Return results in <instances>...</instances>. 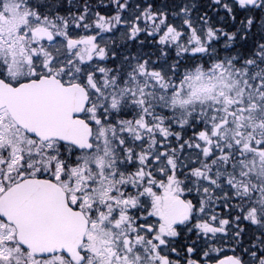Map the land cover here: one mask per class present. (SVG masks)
I'll use <instances>...</instances> for the list:
<instances>
[{
    "label": "snow or ice",
    "instance_id": "1",
    "mask_svg": "<svg viewBox=\"0 0 264 264\" xmlns=\"http://www.w3.org/2000/svg\"><path fill=\"white\" fill-rule=\"evenodd\" d=\"M0 264H264V0H0Z\"/></svg>",
    "mask_w": 264,
    "mask_h": 264
},
{
    "label": "rangeland",
    "instance_id": "2",
    "mask_svg": "<svg viewBox=\"0 0 264 264\" xmlns=\"http://www.w3.org/2000/svg\"><path fill=\"white\" fill-rule=\"evenodd\" d=\"M74 2H75V0H74ZM107 2H108V0H103V3L104 4H107ZM169 2H172V0H169ZM175 2H180V0H175ZM196 2L198 4L204 5V4L210 3L211 0H196ZM91 3L96 4V5H99L101 3V0H92ZM65 6H67V0H65Z\"/></svg>",
    "mask_w": 264,
    "mask_h": 264
},
{
    "label": "flooded vegetation",
    "instance_id": "3",
    "mask_svg": "<svg viewBox=\"0 0 264 264\" xmlns=\"http://www.w3.org/2000/svg\"><path fill=\"white\" fill-rule=\"evenodd\" d=\"M183 243V237L177 238L176 244L177 246Z\"/></svg>",
    "mask_w": 264,
    "mask_h": 264
},
{
    "label": "trees",
    "instance_id": "4",
    "mask_svg": "<svg viewBox=\"0 0 264 264\" xmlns=\"http://www.w3.org/2000/svg\"><path fill=\"white\" fill-rule=\"evenodd\" d=\"M90 2H92V0H90Z\"/></svg>",
    "mask_w": 264,
    "mask_h": 264
}]
</instances>
